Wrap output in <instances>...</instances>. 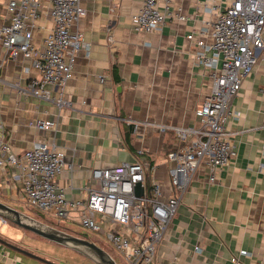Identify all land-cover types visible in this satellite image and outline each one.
Masks as SVG:
<instances>
[{
  "label": "crops",
  "instance_id": "1",
  "mask_svg": "<svg viewBox=\"0 0 264 264\" xmlns=\"http://www.w3.org/2000/svg\"><path fill=\"white\" fill-rule=\"evenodd\" d=\"M8 2L0 0V28L9 22ZM141 5L142 0H82L85 14L75 27L84 32L85 44L65 88L67 107L34 95L29 84L42 79L40 71L29 60L7 58L0 41L5 140L18 154L38 142L55 146L71 165L56 179L68 199H85L86 187L98 186L93 169L137 160L148 164V179L161 183L164 195H178L168 154L191 139L182 141L173 129L200 126L196 110L213 87L212 73L196 60L188 36L211 43L216 13L208 0H159L161 11L172 17L160 30L146 33L134 21ZM50 8V0H43L33 26L39 50L53 28ZM44 90L58 97L54 87ZM231 108L239 113L227 125L235 155L216 170L214 182L208 166L200 165L180 195L153 264H264V62L244 79ZM38 120L55 121L56 128L38 130ZM2 190L22 194L21 187L0 176L1 195ZM13 198L3 199L12 205ZM14 228L0 232V264H48L14 247L50 261L37 244L50 241Z\"/></svg>",
  "mask_w": 264,
  "mask_h": 264
},
{
  "label": "built area",
  "instance_id": "2",
  "mask_svg": "<svg viewBox=\"0 0 264 264\" xmlns=\"http://www.w3.org/2000/svg\"><path fill=\"white\" fill-rule=\"evenodd\" d=\"M208 1L216 13L211 24L212 42L206 43L194 34L188 38L195 44L198 63L211 71L213 87L196 110L200 126L173 129L182 141L191 139L188 146L168 154L173 163L171 184L178 195H164L161 183L148 179V164L137 160L93 169L92 181L98 186L86 187L85 199H68L56 183L57 177L71 167L64 155L45 142L18 154L5 140L0 125V176L12 187H21L25 205L57 219H72L79 214L81 225L105 237L127 264H153L158 245L177 213L180 195L201 164L208 166L210 181L214 182L216 170L230 163L235 151L227 125L232 115H239L232 111V100L258 62H264V0ZM50 3L53 28L42 50L34 44L33 26L41 17L43 0H9V22L0 28V41L7 58L29 60L40 71L42 79L32 80L30 91L63 108L68 106L65 88L73 78L77 53L85 44L84 32L75 27L85 11L82 0ZM171 17V13L161 11L159 0H142L134 21L137 30L153 33ZM99 79L106 81L104 76ZM45 85L54 87L58 97L52 98ZM34 127L54 129L56 122L38 120ZM139 183L143 187L141 196L136 193Z\"/></svg>",
  "mask_w": 264,
  "mask_h": 264
},
{
  "label": "rangeland",
  "instance_id": "3",
  "mask_svg": "<svg viewBox=\"0 0 264 264\" xmlns=\"http://www.w3.org/2000/svg\"><path fill=\"white\" fill-rule=\"evenodd\" d=\"M2 195L0 193V201L10 205L13 208H16L17 210L26 213L27 215L43 222L46 224H49L53 227H56L58 229L67 230L68 232H71L76 235L86 236L90 239H92L96 244H98L100 247L108 251L114 259H116L118 264H127L124 260L123 256L105 239V237H102L100 234L93 233L91 231H88L85 229L80 222L79 214H75L73 218L66 219H57L55 218L51 213L43 212L38 209L34 208H28L25 203H23L22 196L18 194L17 191L4 193L2 190ZM11 196H14L12 205L8 202ZM5 198V199H3ZM5 222V221H4ZM15 226L10 223L6 222L3 223L0 218V232H10L9 230L15 229V232L17 231ZM27 235H33L29 234V232H25ZM37 244L42 247L41 249H38L40 252L47 253L49 255V260L53 264H95L92 260L87 258L86 256L69 249L65 246L55 244L53 242H44V241H37ZM36 250V249H35ZM37 251V250H36ZM47 251V252H46Z\"/></svg>",
  "mask_w": 264,
  "mask_h": 264
},
{
  "label": "water",
  "instance_id": "4",
  "mask_svg": "<svg viewBox=\"0 0 264 264\" xmlns=\"http://www.w3.org/2000/svg\"><path fill=\"white\" fill-rule=\"evenodd\" d=\"M136 193L139 196L142 195V184L139 183L137 185ZM0 218L5 222L8 221L13 225L20 227L23 230L29 231L47 241L72 249L86 256L95 264H118L108 251L96 244L92 239L85 238L43 223L2 201H0ZM14 248L23 255H27L48 264H53L52 262L36 254L25 251L24 249H21L19 247Z\"/></svg>",
  "mask_w": 264,
  "mask_h": 264
},
{
  "label": "trees",
  "instance_id": "5",
  "mask_svg": "<svg viewBox=\"0 0 264 264\" xmlns=\"http://www.w3.org/2000/svg\"><path fill=\"white\" fill-rule=\"evenodd\" d=\"M79 236H81V235H79ZM82 237L88 238V237H86V236H82Z\"/></svg>",
  "mask_w": 264,
  "mask_h": 264
}]
</instances>
